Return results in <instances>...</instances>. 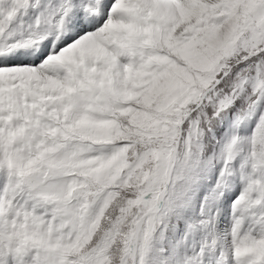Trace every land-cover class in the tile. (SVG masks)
<instances>
[{"label": "snow or ice", "instance_id": "6c2138e0", "mask_svg": "<svg viewBox=\"0 0 264 264\" xmlns=\"http://www.w3.org/2000/svg\"><path fill=\"white\" fill-rule=\"evenodd\" d=\"M0 264H264V0H0Z\"/></svg>", "mask_w": 264, "mask_h": 264}]
</instances>
